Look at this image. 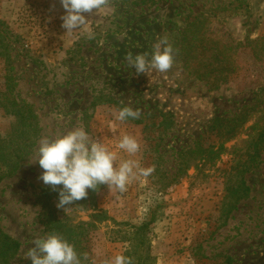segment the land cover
Instances as JSON below:
<instances>
[{"label":"rangeland","instance_id":"374dc122","mask_svg":"<svg viewBox=\"0 0 264 264\" xmlns=\"http://www.w3.org/2000/svg\"><path fill=\"white\" fill-rule=\"evenodd\" d=\"M64 11L60 0H0V36L10 41L9 64L0 56V75L11 68L13 94L32 106L41 128L31 153L0 182V227L20 242L11 264H31L25 253L36 237L49 233L40 201L44 190L59 218L88 222L94 209L107 214L106 221L87 227L90 240L84 251L92 264L124 253L127 244L120 236L125 225L148 220L152 264H264V149L257 167L244 175L248 196L226 218L221 206L228 153L175 181L171 178L177 152L198 140H212L207 128L215 117H232L243 106H254L252 90L261 82L260 72L248 81H219L216 88L198 79L182 63L183 30L196 19L201 24L198 38L244 42L263 36L264 0H111L107 9L89 16L85 28L72 34L61 27ZM165 36L174 49L172 68L137 75L126 55L151 53ZM205 46V58L213 62L216 49ZM124 106L139 109L147 129L133 119L118 121L114 112ZM160 114L170 117L163 121ZM13 124L0 107V134ZM78 126L120 158L139 160L142 167L154 165L155 171L130 179L124 193L100 185L92 199L87 195L65 210L57 208L58 189L46 186L39 179L43 169L29 160L41 137ZM124 133L140 144L134 156L117 148Z\"/></svg>","mask_w":264,"mask_h":264},{"label":"trees","instance_id":"16d2710c","mask_svg":"<svg viewBox=\"0 0 264 264\" xmlns=\"http://www.w3.org/2000/svg\"><path fill=\"white\" fill-rule=\"evenodd\" d=\"M131 1L133 4H146L155 0ZM199 24L200 22L196 23L194 19L183 30L180 38L179 53L183 66L189 72L214 88L219 81L224 83L237 78L248 81L255 73L261 74L260 84L252 90L254 106H243L239 113L232 117H215L207 128L209 134L213 136L212 140L206 138L198 140L192 147L182 148L177 152V169L171 177L172 181L185 176L191 168L198 170L207 164L215 163L223 153L230 155V165L224 172L226 178L221 206V209H224L222 216L226 218L236 208L237 202L248 196L250 188L245 182L244 175L257 167L264 149V35L244 42L233 40L226 42L203 35L198 38V30L201 27ZM9 44L8 38L0 36V56L4 57L7 64H9ZM205 45L216 49L213 62H208L205 58ZM0 77L4 86V91H0V107L6 115L14 119L10 131L4 135L0 134L1 182L4 178L13 175L25 157L31 153L41 128L32 106L13 94L15 84L11 68H4ZM95 103L96 101L93 100L91 105L94 106ZM166 116L170 117L165 114H160L159 117L166 121ZM133 122L143 123L144 129L148 127L144 119H133ZM170 122L172 123V120L168 121ZM231 141L235 142L227 147L226 144ZM48 192L44 190L40 197L44 208L45 229L49 233L61 235L74 245L82 264H92L89 258L83 259L85 243L90 240L86 237L87 227L93 228L98 223L106 221L107 214L94 209L89 216L91 221L88 222L74 223L66 217L59 218ZM93 194L94 190L89 189L90 199ZM151 221L148 220L140 225L124 224L126 229L121 234L120 240L127 245L123 254L133 257L134 264H152L147 239ZM19 248L20 242L0 227V264H11Z\"/></svg>","mask_w":264,"mask_h":264},{"label":"clouds","instance_id":"9594fccd","mask_svg":"<svg viewBox=\"0 0 264 264\" xmlns=\"http://www.w3.org/2000/svg\"><path fill=\"white\" fill-rule=\"evenodd\" d=\"M110 3L111 0H60L65 10L60 17L61 27L66 29V34L85 28L88 17L99 15ZM86 34L88 39L94 38L91 30L86 29ZM125 59L137 75L149 76L153 70L164 73L173 66L174 49L165 36L153 45L151 53L135 56L128 53ZM114 115L118 121L123 122L128 118L139 119L141 112L124 106ZM117 148L134 156L140 151V144L134 136L124 133ZM29 161L38 162L43 169L39 179L46 186L54 191L58 189L57 208L64 210L74 202L85 199L88 189L96 190L100 185H107L111 192L124 193L130 179L138 175L147 177L155 171L154 165L142 167L139 160L122 159L117 151L110 150L104 143L91 140L83 126L53 137H41L34 158ZM32 243L33 247L24 255L25 259L31 260V264H82L74 245L57 233L38 236ZM83 259H88L87 253L83 254ZM102 264H134V258L118 252L103 260Z\"/></svg>","mask_w":264,"mask_h":264}]
</instances>
